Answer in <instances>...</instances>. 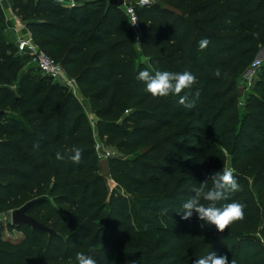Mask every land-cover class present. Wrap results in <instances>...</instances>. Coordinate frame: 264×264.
<instances>
[{
	"label": "trees",
	"instance_id": "obj_1",
	"mask_svg": "<svg viewBox=\"0 0 264 264\" xmlns=\"http://www.w3.org/2000/svg\"><path fill=\"white\" fill-rule=\"evenodd\" d=\"M79 1L9 4L76 78L81 100L31 72L19 75L17 59L5 56L13 43L0 3V213L46 196L28 213L54 230L0 221V264H78L77 252L97 264H184L190 246L196 260L212 251L229 264H264V70L254 91L240 95L239 87L264 40V0H166L182 15L141 6L138 47L123 6ZM202 38L210 41L204 50ZM141 70L189 71L197 82L153 97L137 79ZM186 94L191 108L178 103ZM87 106L101 139L123 155L109 159L111 179ZM73 146L83 149L79 164L55 158ZM224 168L241 190L217 206L242 203L244 219L224 232L196 214L182 219L192 188Z\"/></svg>",
	"mask_w": 264,
	"mask_h": 264
},
{
	"label": "clouds",
	"instance_id": "obj_2",
	"mask_svg": "<svg viewBox=\"0 0 264 264\" xmlns=\"http://www.w3.org/2000/svg\"><path fill=\"white\" fill-rule=\"evenodd\" d=\"M209 44L210 41L207 38H202L199 41V48L204 50ZM214 75L221 76L219 68L214 70ZM137 79L145 83V91L153 97L168 96L170 93L179 95L183 90L191 89L197 82L196 76L189 71L182 73L156 71L152 74L148 70H141ZM189 95L180 96L178 103L186 108H191L193 105L189 101ZM194 95L198 97L199 91L195 92ZM33 148L34 150L38 149L39 144H35ZM82 152L81 147L73 146L65 149L63 153L57 151L55 158L59 161L70 160L79 164L82 159ZM209 180L211 187L208 184ZM240 190L241 186L234 175V170L224 168L200 183L198 187L194 186L192 188L193 195L182 204L178 213H182L181 218L184 220H188L196 214L200 220L214 225L219 232H224L232 223L244 219L245 205L233 201L218 207L217 202L227 200L229 194ZM202 201L207 203H202ZM75 260L78 264H97V259L92 254H85L84 252H77ZM193 264H229V261L226 256H217L215 252L211 251L195 260ZM231 264H236V262L231 260Z\"/></svg>",
	"mask_w": 264,
	"mask_h": 264
},
{
	"label": "rangeland",
	"instance_id": "obj_3",
	"mask_svg": "<svg viewBox=\"0 0 264 264\" xmlns=\"http://www.w3.org/2000/svg\"><path fill=\"white\" fill-rule=\"evenodd\" d=\"M7 3L10 1V3L13 4V0H6ZM22 1H26V0H22ZM86 2L88 1H94V0H84ZM108 3L110 2V0H107ZM138 0H127V4L128 5H133L139 14V8L141 7L140 5H138L137 3ZM152 4L154 3H160V4H165L166 0H151ZM85 4V3H84ZM76 5H80L83 6L81 1H78L76 3ZM97 6H100V4H98ZM103 8V7H102ZM104 10H102V12L99 14V18L102 16ZM28 17L23 16V14L21 12H17L15 14V22L16 24L19 25H27V19ZM7 19V18H6ZM98 19L95 20V22H97ZM8 22V26L10 25L9 20L7 19ZM7 32V40H10L11 43H13V45L11 46V49H8L7 51H5V56H13L17 59V72L20 74L22 73H29L31 72L33 75V78L36 80L37 83H39L40 81H46V86H50L53 84L56 85H60V87H66L64 86L61 82L53 80V79H49L48 77H46V75H44L33 63L32 60H30L28 57H25L23 54H20V52L17 50V38L15 36V34H13L12 32L9 31V29L6 31ZM137 34V47H138V38L140 35V31L136 32ZM38 42V45L40 44V41H42V39L36 40ZM40 46V45H39ZM43 51H45L48 55H50L53 59H55L56 61L60 62L59 58H56L53 54L50 53V49L47 48H41ZM60 56V55H59ZM264 70V40L262 42V45L259 47L258 52L254 55V57L252 58V60H250L245 68L243 69L242 73H241V81L239 84V87L242 88L243 94L245 93H249L254 91V87H255V82L257 80H259L262 76ZM70 76L74 77L71 73H69ZM15 87V85H14ZM66 92L71 91L70 88L66 87ZM62 93H65L64 91ZM243 103V98H241L240 100V104ZM242 108V106H241ZM86 111L88 113V117L90 119V121L92 122L93 126H96V116L94 114H92L89 110V107H86ZM105 144V143H104ZM105 147L107 148L108 151L111 152L112 156H123L121 155L118 151H116L114 148L112 147H108L105 144ZM109 187L115 188L116 184L113 181L109 182ZM11 213L10 212H6V213H0V221L3 223H6L7 221L11 220ZM5 236L6 237H13L14 239L18 238L19 236H21L20 233H18L17 231H5ZM196 260V250L194 246H190L187 251H186V257L184 260V264H193V262Z\"/></svg>",
	"mask_w": 264,
	"mask_h": 264
},
{
	"label": "built area",
	"instance_id": "obj_4",
	"mask_svg": "<svg viewBox=\"0 0 264 264\" xmlns=\"http://www.w3.org/2000/svg\"><path fill=\"white\" fill-rule=\"evenodd\" d=\"M66 6H75L79 0H59ZM0 3L5 11V0H0ZM138 5L149 6L152 4L151 0H138ZM124 12L129 18L131 25L135 30L140 31V23L138 13L133 5H128L127 0L123 5ZM9 20V30L15 34L17 38V47L20 54H27L31 57L32 63L46 76L53 80L61 82L64 86L68 87L73 91L76 97L81 100L80 88L76 82V78L70 76L63 64L53 59L45 51L41 49L38 43L35 41L34 36L27 25L16 24L12 19ZM96 133V149L100 160L110 159L112 156L111 152L105 147L104 141L99 136L98 130L95 127ZM11 221V220H10ZM7 221V222H10Z\"/></svg>",
	"mask_w": 264,
	"mask_h": 264
},
{
	"label": "water",
	"instance_id": "obj_5",
	"mask_svg": "<svg viewBox=\"0 0 264 264\" xmlns=\"http://www.w3.org/2000/svg\"><path fill=\"white\" fill-rule=\"evenodd\" d=\"M126 0H110V4L114 5V6H123L125 4ZM164 8L174 12V13H178L179 15H182V12L176 8L175 6L167 3L164 5ZM243 89L240 88V95L243 94ZM148 150V148L143 149L142 152H146ZM100 165L102 167V173L103 176L107 179H111L112 178V174H111V169H110V161L109 159L105 158L100 160ZM47 197H39L36 198L34 200L29 201L28 203H26L24 206H22L21 208H18L14 211H12L11 213V221L10 223L14 224V225H29L31 226L33 229H40L43 231H47L50 234L54 233V230L49 228L48 226H46L44 223L40 222L39 220H37L35 217L31 216L28 211L29 209H31L33 206H35L36 204L44 201Z\"/></svg>",
	"mask_w": 264,
	"mask_h": 264
},
{
	"label": "crops",
	"instance_id": "obj_6",
	"mask_svg": "<svg viewBox=\"0 0 264 264\" xmlns=\"http://www.w3.org/2000/svg\"><path fill=\"white\" fill-rule=\"evenodd\" d=\"M5 7H6V9H5L6 18L10 19V20L12 19L13 21H15V13L13 12L12 8L10 7L9 2L7 3L6 0H5ZM96 120H97V118H96ZM96 123H97V121H96ZM19 237H21V236H19Z\"/></svg>",
	"mask_w": 264,
	"mask_h": 264
}]
</instances>
